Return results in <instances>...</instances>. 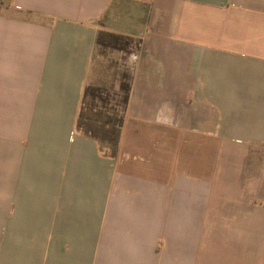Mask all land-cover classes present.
<instances>
[{
	"label": "crops",
	"instance_id": "crops-1",
	"mask_svg": "<svg viewBox=\"0 0 264 264\" xmlns=\"http://www.w3.org/2000/svg\"><path fill=\"white\" fill-rule=\"evenodd\" d=\"M3 2L0 264H264V0Z\"/></svg>",
	"mask_w": 264,
	"mask_h": 264
},
{
	"label": "trees",
	"instance_id": "trees-1",
	"mask_svg": "<svg viewBox=\"0 0 264 264\" xmlns=\"http://www.w3.org/2000/svg\"><path fill=\"white\" fill-rule=\"evenodd\" d=\"M98 43L105 48L126 51L129 49L132 39L121 35L102 33L99 36ZM129 88V84L124 81L119 94H110L107 90L92 87H87L85 90V106L88 98L93 101L99 100L102 104L106 103V107L110 101L115 104L110 110L111 113L105 111V116L101 112H93V108L90 107L87 110V115H84L86 110L84 107L79 119V129L94 138L102 147L109 149L113 157L117 155L125 108L129 99Z\"/></svg>",
	"mask_w": 264,
	"mask_h": 264
},
{
	"label": "rangeland",
	"instance_id": "rangeland-1",
	"mask_svg": "<svg viewBox=\"0 0 264 264\" xmlns=\"http://www.w3.org/2000/svg\"><path fill=\"white\" fill-rule=\"evenodd\" d=\"M94 89H96V88H94ZM110 94H113V93H111V92H109ZM97 106V107H99L100 106V110H98V112H101V113H103L104 114V116H105V111H107V112H110V110H111V108L112 107H114L115 106V104H114V102H108L107 103V107L105 106L106 105V103L105 104H102L100 101H98V103H94V101H88L87 102V105L85 106V114L84 115H87V110L89 109V107L90 108H94V106ZM111 113V112H110ZM108 115V114H107ZM111 115V114H110Z\"/></svg>",
	"mask_w": 264,
	"mask_h": 264
},
{
	"label": "built area",
	"instance_id": "built-area-1",
	"mask_svg": "<svg viewBox=\"0 0 264 264\" xmlns=\"http://www.w3.org/2000/svg\"><path fill=\"white\" fill-rule=\"evenodd\" d=\"M3 6H4V2H3V0H0V12H1Z\"/></svg>",
	"mask_w": 264,
	"mask_h": 264
}]
</instances>
